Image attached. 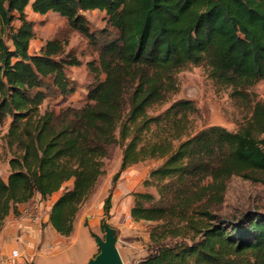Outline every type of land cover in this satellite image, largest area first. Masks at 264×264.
Masks as SVG:
<instances>
[{"label": "trees", "instance_id": "obj_1", "mask_svg": "<svg viewBox=\"0 0 264 264\" xmlns=\"http://www.w3.org/2000/svg\"><path fill=\"white\" fill-rule=\"evenodd\" d=\"M28 6L59 13L95 45L98 58L87 63L91 81L80 108L40 112L46 98L76 90L66 68L81 61L56 36L39 52L30 51L36 32ZM95 9L106 12L107 24L92 30L84 12ZM202 63L214 80L231 87L233 97L249 104L251 115L237 130L195 129L192 99L155 112L179 92L178 73ZM261 80L264 0H0V122L11 117L6 142L15 147L8 177L0 175V230L11 213H20V204L57 193L48 221L71 235L105 173L108 146L116 143L122 160L114 185L127 167L150 158L162 163L145 186H168L171 178L186 182L175 193L180 207L153 205V193H135L131 217L165 224L159 237L152 233L154 246L136 264H264V213L219 219L205 211L198 219L187 207L206 191L221 201L234 175L264 182V99L252 100L249 91ZM111 208L112 189L103 205L106 216ZM188 229L195 231L190 238Z\"/></svg>", "mask_w": 264, "mask_h": 264}, {"label": "rangeland", "instance_id": "obj_2", "mask_svg": "<svg viewBox=\"0 0 264 264\" xmlns=\"http://www.w3.org/2000/svg\"><path fill=\"white\" fill-rule=\"evenodd\" d=\"M27 13L28 17L34 21L36 32L30 44L31 52H39L48 39L56 36L66 39L68 43L66 50L71 49L81 61L79 65L66 68L67 74L77 82L76 90L67 96L58 94L46 98L40 107V112L51 110L59 114L68 106L80 108L86 103L91 81L87 63L98 58L95 45L87 36L73 29L67 19L57 12L40 14L33 12L28 6ZM84 13L92 30L103 28L107 24L105 11L95 9ZM15 23L18 24V21ZM104 76V74L101 75L102 78ZM178 81L179 92L157 107L156 113L164 111L176 100L192 99L198 107V112L193 116L195 129L221 125L229 130H237L251 115L249 104L233 97L231 87L214 80L205 63L188 65L178 73ZM249 91L252 100L264 99V80L257 82ZM10 121L11 117L8 116L0 122V175L5 179L11 171L9 159L15 152V147L8 146L6 142ZM121 160L122 147L116 143L110 144L105 156V173L100 177L93 194L82 206L76 222L81 220L85 213H89L90 217L85 218L82 226L76 228L69 236L61 235L49 227V222L42 221L36 238L38 239L36 247L33 248V253H30L33 257L28 264L32 262L35 264H88V259L99 252L97 236L105 239V225L113 228L117 247L125 264H136L148 254L154 246L151 235L155 233L159 237V233L165 229L164 219L135 221L130 212L135 203V193L142 191L153 193L155 195V199L151 202L153 205H165L168 202L176 204L179 200L175 194L178 191L176 189H182L186 182L171 178L164 182L169 183L168 186L157 181L145 186L144 182L150 171L162 163L161 159L150 158L127 167L114 185L113 177L120 168ZM210 180L207 178L202 183L207 184ZM67 185L72 186L70 182ZM111 189L112 208L109 216H106L103 205ZM162 190H164L163 193ZM197 192L204 193L203 190ZM211 195H214L212 191H206L200 198H197L196 194L191 204L187 206L198 219L201 217L199 212L205 211L214 213L219 219L240 217L243 212L251 210L264 213V182L234 175L226 181V189L221 201L215 200L214 197L210 198ZM48 200L46 202L50 204L52 197ZM145 204L148 203L145 202ZM176 206L180 207L178 203ZM43 211L48 213V208L44 207ZM187 231V238L195 233L193 229ZM167 240L172 241L170 238Z\"/></svg>", "mask_w": 264, "mask_h": 264}, {"label": "crops", "instance_id": "obj_3", "mask_svg": "<svg viewBox=\"0 0 264 264\" xmlns=\"http://www.w3.org/2000/svg\"><path fill=\"white\" fill-rule=\"evenodd\" d=\"M70 184L72 185V180L70 181ZM55 195L58 194L54 193L50 196L52 197V201L48 204L46 201H49V197L43 199L40 194H36L30 201L19 205L18 209L20 213L18 215L11 213L7 217L4 226L0 230V264H28V261H31L30 259H32L33 255L30 256V253H33V248L35 249L36 247V243L38 241L36 238L41 224L31 222L24 216L23 212L25 208L36 201H39L42 209H44V207L48 208V213L44 212V222H49V211L52 202L55 200L53 197H57ZM89 217L90 214L85 213L81 220L76 222L75 229L81 227L85 218ZM49 227L53 228L50 223ZM14 249H18L20 251L21 257L12 258V251Z\"/></svg>", "mask_w": 264, "mask_h": 264}, {"label": "water", "instance_id": "obj_4", "mask_svg": "<svg viewBox=\"0 0 264 264\" xmlns=\"http://www.w3.org/2000/svg\"><path fill=\"white\" fill-rule=\"evenodd\" d=\"M105 239L97 236L99 252L89 259L88 264H125L117 247V240L111 226L105 225ZM31 264H35L32 262Z\"/></svg>", "mask_w": 264, "mask_h": 264}, {"label": "built area", "instance_id": "obj_5", "mask_svg": "<svg viewBox=\"0 0 264 264\" xmlns=\"http://www.w3.org/2000/svg\"><path fill=\"white\" fill-rule=\"evenodd\" d=\"M24 216L28 218L31 222L36 224H41L44 221V211L41 208L39 201L31 204L24 210ZM21 257V253L18 249L12 251V258Z\"/></svg>", "mask_w": 264, "mask_h": 264}]
</instances>
